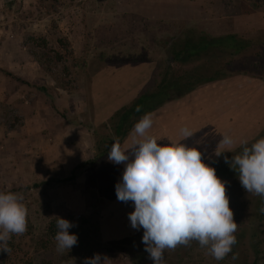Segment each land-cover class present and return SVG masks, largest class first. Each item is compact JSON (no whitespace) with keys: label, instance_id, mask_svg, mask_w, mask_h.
I'll list each match as a JSON object with an SVG mask.
<instances>
[{"label":"rangeland","instance_id":"obj_1","mask_svg":"<svg viewBox=\"0 0 264 264\" xmlns=\"http://www.w3.org/2000/svg\"><path fill=\"white\" fill-rule=\"evenodd\" d=\"M124 1L0 0V192L23 194L33 238L43 237L50 221L68 216L74 224L68 231L81 244L74 253L75 246L61 254L53 241L51 253H40L43 264H84L95 253L106 256V264H130L131 251L141 242L142 229L131 227L125 207L104 204L106 197L96 199L94 176L87 171L94 166L61 182L92 158L93 132L103 133L101 125L89 123L93 101H100V94L91 92L92 76L143 58L154 64L156 76L166 40L189 26L200 31L184 22L139 21L117 11ZM226 2L229 9L223 6V12L229 10V16H252L253 28L236 35L264 32V5L251 11L245 0ZM228 22H221L225 32ZM99 78L113 76L106 72ZM108 85L104 90L110 93ZM34 184L40 185L34 189ZM33 242L24 240L23 251L30 254ZM68 253L74 255L67 258ZM262 256L260 264L264 250ZM190 261L231 264L227 257L215 260L206 249L193 250Z\"/></svg>","mask_w":264,"mask_h":264},{"label":"clouds","instance_id":"obj_2","mask_svg":"<svg viewBox=\"0 0 264 264\" xmlns=\"http://www.w3.org/2000/svg\"><path fill=\"white\" fill-rule=\"evenodd\" d=\"M152 125L153 113H146L135 123L128 146L122 147L117 140L108 151L110 162L124 165L115 192L118 201L133 203L134 210L128 213L131 227L143 229L141 240L153 264H164L166 250L191 246L192 241L215 260H223L232 253L238 230L226 195L228 182L203 162V153L196 147L182 142L159 144L148 134ZM180 134L187 139L193 132L182 127ZM236 147L235 140L224 135L214 155L233 153ZM239 148L238 154L231 159L224 156V161L236 172L243 189L261 198L259 212L264 214V138L250 145L242 140ZM23 199L22 193L0 192V251L7 254L12 236L27 231L28 209ZM72 227V222L57 217L54 240L58 253L77 245V235L68 231ZM232 259H238V254L233 253ZM107 260L95 253L84 264H106Z\"/></svg>","mask_w":264,"mask_h":264},{"label":"crops","instance_id":"obj_3","mask_svg":"<svg viewBox=\"0 0 264 264\" xmlns=\"http://www.w3.org/2000/svg\"><path fill=\"white\" fill-rule=\"evenodd\" d=\"M226 3L230 5L226 0H127L117 11L132 14L139 21L150 24L184 22L195 25L211 37L243 33L253 28L251 14L229 16V10L223 12L224 7H228ZM225 18L229 19L230 29L227 32L221 25ZM235 27L237 29L231 30ZM106 72L113 78L100 79ZM153 72L154 64L150 59L143 58L133 64L111 66L95 73L91 78V92H98L100 101H93L91 126L106 124L113 112L126 106L140 93L152 90L156 82ZM106 84H110L111 94L104 90ZM150 113H153V125L148 134L155 136L159 144L182 142L196 147L203 153V162L210 166L218 158L214 153L220 150L219 141L224 135H230L238 148L240 141L252 142L263 133L264 85L259 80L235 75L201 85L179 99L165 102ZM182 127L189 128L193 135L182 138ZM132 129L121 141L122 147L130 143ZM107 157L87 170L94 176L96 199L106 197L104 204L121 205L125 207L124 212L130 213L134 210L133 203L118 201L115 192L124 165L114 164Z\"/></svg>","mask_w":264,"mask_h":264},{"label":"trees","instance_id":"obj_4","mask_svg":"<svg viewBox=\"0 0 264 264\" xmlns=\"http://www.w3.org/2000/svg\"><path fill=\"white\" fill-rule=\"evenodd\" d=\"M245 1L246 7L251 11L258 10L264 5V0ZM57 44L65 45L60 40ZM162 48L163 66H160L155 76L156 82L153 89L140 93L126 106L113 112L107 123L100 127L103 133L93 132L96 140L92 158L73 168L70 176L61 182L73 181L76 170L80 171L99 164L108 156L113 142L118 140L121 143L142 116L167 101L179 99L201 85L235 75L259 80L264 85V32L252 37L236 34L211 37L192 27H187L178 31L173 38L166 40ZM3 74L10 76L6 72ZM63 90L66 89L63 88ZM260 138H264V131L258 138L249 142V145ZM239 151L238 147L233 153H223L210 165L215 168L218 178L228 182L225 185L226 195L229 198V207L234 213V221L238 224V230L235 233L237 243L233 246L232 253L226 257L231 264H260L264 250V214L259 212L261 198L247 193L242 185L236 187L239 183L237 174L224 161V156L231 159L232 155L238 154ZM39 185L34 184L32 187L37 189ZM234 187H236L235 193L232 190ZM65 219L71 218L67 216ZM45 230L42 239L33 238L27 221V231L20 236L13 235L10 239L11 252L7 254L0 251V264H43L40 253H51L55 245L53 241L58 230L56 220L50 221ZM142 235L143 229L139 237L142 238ZM33 239V249L28 254L23 251L24 240L32 241ZM140 241V244L131 251L130 264H153L144 250L142 240ZM80 247L81 244L78 241L73 248V253ZM195 249L204 248H201L198 242L192 241L191 246H178L174 251L166 250L164 264H194L190 260ZM233 253L238 254V259H232ZM73 255L68 253L67 258Z\"/></svg>","mask_w":264,"mask_h":264}]
</instances>
